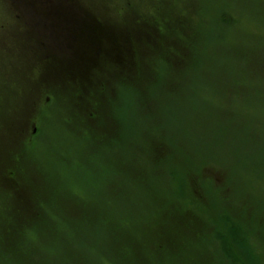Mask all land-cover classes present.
Masks as SVG:
<instances>
[{
    "label": "trees",
    "instance_id": "1",
    "mask_svg": "<svg viewBox=\"0 0 264 264\" xmlns=\"http://www.w3.org/2000/svg\"><path fill=\"white\" fill-rule=\"evenodd\" d=\"M7 1L11 8L7 18L23 30L5 28L3 23L0 38L19 43L17 49L23 52L27 48L23 43L34 40L36 27L49 23L51 14L67 9V3L78 19L72 23H83L100 37L113 38L105 47L92 42V33L76 37L81 28L74 24L59 38L65 52L53 54L45 42L50 57L40 60L39 55L25 61L18 68L21 73H11L13 85L0 72V96H13L12 108L7 103L10 96L5 104L0 97V111L7 110L0 121V176L5 178L0 180V193L8 192L0 195V203L2 212L8 208L12 213L0 217V264H264V0H204L201 4L148 0V10L130 0L129 18L123 12L114 15V24L126 30L123 34L116 25L110 28L106 7L101 11L98 7L101 13L94 14V2L42 0L50 4L41 12L32 0ZM5 49L0 48V68L3 61L14 63L9 56L14 59L12 51ZM32 49L29 46L25 56ZM143 72L147 80L140 84ZM53 77L63 88L53 85ZM216 81H221V88L211 86ZM127 90L141 107L133 109L131 130L127 111L126 116L120 113L122 121L117 123H111L103 112L114 92L122 95ZM156 92L167 101L174 95L182 97L180 141L195 137L185 114L195 109L206 112L213 123L222 122L217 140L208 146L196 145L198 152L188 161L171 157L167 150L172 144L165 138H172L171 128L166 129L161 120L153 125L155 116L149 112L151 104L161 106ZM210 96H219L223 102L213 105L206 99ZM48 97V106L54 100L67 103L70 111H62L61 119L77 112V122H91L89 128L98 133L93 157L106 156L112 149L129 150L131 171L138 167L131 187L142 192L117 186L120 180L114 175L123 172L114 168L110 181L101 186L98 181L107 173L99 177L98 172H86L87 183L77 184L82 188L78 192L70 191L71 200L48 195L43 187L27 191L34 181L18 176L22 171L31 174L33 163L24 161L36 150L32 144H28L30 150H15L11 142L7 144V135L14 137L16 145L18 140L21 143L20 136L29 134L26 128L31 117L39 118L41 129L47 119L44 103ZM215 112L223 117H215ZM239 124L241 133L230 131L231 125ZM83 128L77 140L79 159L90 136L95 140L92 130ZM228 139L237 144L228 151L235 162L227 172L215 166L211 155ZM139 149L141 156H136ZM162 180L168 187L161 186ZM88 190H94L92 198L83 195ZM117 197L126 202L116 205Z\"/></svg>",
    "mask_w": 264,
    "mask_h": 264
},
{
    "label": "rangeland",
    "instance_id": "2",
    "mask_svg": "<svg viewBox=\"0 0 264 264\" xmlns=\"http://www.w3.org/2000/svg\"><path fill=\"white\" fill-rule=\"evenodd\" d=\"M129 1L130 0H107L106 6L110 14L123 12V14L127 16L126 11H127V8H129V4H128ZM136 2L144 10H148L150 8V4L148 0H136ZM193 4H195V0L193 1ZM10 11L11 9L7 8V2L5 0H0V25L4 23L3 27L5 28H8V27L12 28L15 24L12 20H9L7 18V14ZM127 18H129V16H127ZM11 41H12L11 39H8L7 41H5L4 39L0 38V48H6L5 50H8L9 52L12 51L14 55V48H13ZM21 59H24V58L15 56L14 63H9L8 61L2 62L3 67L0 68V72H3V71L5 72L4 77L6 78L9 84L12 83L13 85V81H12V79L14 78L13 74L16 72V70H18V67L16 69V63L19 62ZM8 69H10L11 71L10 73L6 72ZM211 86L216 87V88H221L222 83L221 81H218V82L216 81ZM124 94L127 100L126 102H124V106L127 107L126 108L127 115H128L127 125H128V129L131 130L132 129L131 122L133 121L135 117L133 109L136 104V101H135V96L132 94L131 91L127 90ZM6 96H10L7 103H8V108H12L13 104L11 105L9 104L13 96L9 94H4V96L2 95L0 96L2 97L1 100L3 99V102L1 103L2 104L6 103L7 101ZM154 96L158 99L161 106L156 105V104H151V106L149 107V112L153 113V115L155 116L154 119L161 120L164 123L166 129L169 130V128H171L170 131H172V134H173L172 138L170 139L169 135H166L165 138L166 140L170 142V144H172V146H170L167 151L169 150L172 151V152L169 151V155L171 157L173 156L175 160L178 159V160L188 161V159L193 158L192 155H195L198 152L196 145L206 143L208 146L209 144L217 140L216 138L219 132V128L221 125H223L222 122L213 123L210 117H206L207 116L206 112H204L201 109H195V110L188 111L185 113L186 115L189 116L191 131L195 137H193L192 139L190 138L182 139L180 141L178 139V127H179V118H180L179 103L182 97L178 98L176 95H174L172 99L167 101L166 99L162 97V94L159 92H156ZM243 96L245 99H247V95L244 94ZM206 99L210 101L213 105H219L223 102V99L219 96H210V97H207ZM248 99H247L248 101L251 100L250 98ZM185 105L187 104H184V106ZM58 107H61V106H58ZM146 107L147 106H145L144 108ZM6 111H3V110L0 111V121H2L3 116L7 115ZM213 115L218 118L223 117L222 114L216 113V112L213 113ZM50 116H51L50 119L46 121V126L40 129V132H41L40 136L37 139L34 138V143L37 146L36 153L31 155V152H30V154L26 155V157L29 156V159L27 157L28 160L25 159L24 161L25 164L28 162L29 164L33 163V165H36V166L31 165V168H30L31 175L30 173H28V171L25 172L27 175L26 178L34 181V184L36 187L45 188L48 191V195H54V196L57 195V196H60L63 200L65 199L71 200L73 194H71L70 191L72 192L73 190V192H78L82 189L80 185H83L84 182L87 183L86 172L88 171L98 172L99 177H100L99 173H102L103 176H105L107 173V176L105 179L101 178V180L98 181L99 186L110 181L109 176H110L111 167L109 166V162L112 163V159H113L115 161V165L123 170V174L114 175V178L117 181L120 180L119 184L117 182L118 184L117 186H123V187L128 186L129 189H133L135 192L136 191L142 192V189L138 190V188L136 187H133V188L131 187V182H132L131 179H134L133 175L135 174L133 171L137 170L138 167H135L131 171L130 162L132 161L133 156H131V154L128 155L127 153L129 152L128 149H127V152L125 151L123 152L122 149H116L114 154L110 153V154H107L106 156L93 157V158L90 156H87L88 153L86 152V149H85L83 150L82 155H81L84 165L80 168V164L78 162L79 158L74 153L76 148L78 147V144H75L76 139L72 138V136L68 134V131H67L68 128H67L66 123L61 122L60 124L64 128L59 127L57 120H56V114L54 111L53 113H51ZM32 118L33 117L30 118V126L29 124L27 125V128H26L27 131L32 130V125H31ZM256 118H259V117L256 116ZM146 120H147L146 124L148 125V119ZM247 120L251 121L248 118ZM120 125L122 126L121 123ZM142 128L146 129L145 124H142ZM71 129L73 130V126L71 127ZM241 130L242 129L240 127V124L237 126L231 125L230 127V131L235 132L237 134L241 133ZM27 135H25V137ZM25 137L20 136V141L21 139ZM7 139H8L7 144L11 142L10 146L13 147L15 150L19 149L20 147L26 148V146L23 143H20L19 140L16 145L14 143V137L12 136L10 137L9 135H7ZM71 140L74 141V144L72 143ZM236 144H237V140L228 139L223 142V145H220V148L216 151V153L211 155V160L212 162H214L215 166L225 169V171L228 172L229 170L228 165L234 164L235 162V157L232 156L230 153H228V151L234 149ZM173 146L175 147L176 151L173 150ZM179 146L183 147V150L179 151L178 150ZM88 149L91 150L90 147ZM141 152L142 151L139 149L137 152L138 155L136 156H141ZM104 157L106 158L104 159ZM142 158L144 159V157ZM95 164H97V166ZM134 164H136V162ZM41 168L44 170L43 174L40 171ZM78 168H79V171H78ZM92 176H94V173L92 174ZM20 177H23V176L20 174L18 178L20 179ZM137 178L141 179L140 176H137ZM0 180L5 181V178L3 176H0ZM89 183H91L89 187H92L93 182L90 181ZM150 183L153 185L154 181H150ZM77 184H80V185H77ZM158 185H160L158 182L154 184V186H158ZM176 185H177V182H176ZM139 186H142L141 182H139ZM154 186H152V188L148 190L149 193L153 192ZM161 186L168 187V183L165 180H162ZM31 189L32 188H28L27 191L29 192L31 191ZM1 194L7 195L8 192H5V193L1 192L0 195ZM93 194H94V190L92 191L88 190L86 195L88 198H92ZM140 201H144V200L141 199ZM145 201H147V199ZM125 202H126L125 198L117 197L115 204L118 206H121ZM106 205L109 206V204L107 203ZM3 208L4 206H2L0 203V217L5 216V218H8L9 215L12 214L11 212H9L11 210L6 208V210L8 211L2 212ZM69 210L71 211L70 208Z\"/></svg>",
    "mask_w": 264,
    "mask_h": 264
}]
</instances>
